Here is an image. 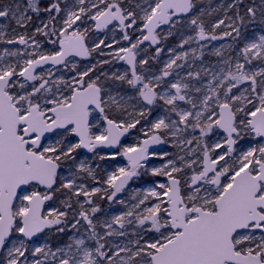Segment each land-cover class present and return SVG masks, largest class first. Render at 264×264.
Returning a JSON list of instances; mask_svg holds the SVG:
<instances>
[{
  "label": "snow or ice",
  "instance_id": "snow-or-ice-1",
  "mask_svg": "<svg viewBox=\"0 0 264 264\" xmlns=\"http://www.w3.org/2000/svg\"><path fill=\"white\" fill-rule=\"evenodd\" d=\"M40 3L41 0H15L0 4V18L22 28L33 19L29 13L48 14V21L37 26L31 37L27 33L16 35L6 43L18 42L26 48L39 49L35 35L41 34L49 38L54 48L58 46L48 54L5 49L0 55V264H46L49 260L52 264H264V144L236 147L245 135L264 139V66L246 67L254 60L264 64V32L248 39L242 31L246 24L264 26V0H251L243 14L239 10L242 0H233L210 31L200 19L205 15L201 9L188 21L195 28L194 35L181 39L179 44L184 48L196 42L199 49L191 47L190 52L178 54L168 49L173 58L159 75L148 76L137 71L138 46L144 41L159 45L167 39L173 29L183 25L182 17L196 11L197 0H78L76 5L66 4L63 9L60 0H51L43 9ZM233 8L234 18L227 15V10ZM85 19L94 21L96 30L118 22L122 38L130 47L119 48L115 57L126 60L130 72L112 73L107 79L126 84L135 91L134 96L113 93L99 76L92 78L90 73L96 65L76 71L78 66L73 63L71 70L76 75L70 80L56 78L52 67L46 74H36L37 68L48 64L67 68L70 54L86 57L105 45L100 40L89 49L85 42L89 29L81 31L77 24ZM138 22L141 36L132 42L129 30L136 31ZM161 25L169 26L163 36L157 32ZM6 28L7 24H0V40H4ZM217 29H223L220 35L216 34ZM225 37L231 43L213 50L214 55L221 57L218 71L202 68L190 70L186 76L176 73L177 79L169 86L174 92L169 88L157 90L165 78L172 76L174 68L185 67L179 61H186L190 54L193 59L203 55L206 45L201 41ZM241 41L244 43L239 54L225 58V49L231 50ZM155 52L158 56L162 48L157 46ZM24 56L28 58L20 63ZM7 57H16L17 63L5 62ZM148 63L147 58L139 61L141 67ZM201 72L211 76L207 84L190 85L188 81L199 78ZM245 83L248 87L241 90L239 86ZM190 87L196 93L207 89L199 102L201 110L188 95ZM157 101L169 106V112L178 119L160 116L148 122L147 116ZM177 101H184L191 108H180ZM113 109L120 116L110 118L108 111ZM94 110L107 125L102 131H93L90 116ZM138 125L143 139L137 144L100 154L101 149L116 148L120 138ZM189 129L198 130L199 135L189 136ZM214 129H222L225 135L209 144L207 138ZM49 136L51 142L45 143ZM169 142L178 153L170 156L151 149L152 145ZM80 149L100 160L124 156L127 165L107 175L106 187L89 189L77 183L81 173L95 179L86 160H77ZM154 158L164 162L159 167H149ZM64 167L67 176L60 174ZM142 175L163 176L166 182L143 193L135 190L128 210L110 221L96 218L101 209L92 199L94 196L102 193L101 199L114 202L117 194ZM24 185L44 186L46 191L21 193L18 190ZM62 190L70 194L60 201L62 209L53 207L43 212L45 202ZM153 198L155 202L149 206ZM81 221L86 237L70 236L68 243L55 250L47 243L30 249L29 242L46 229H54L55 234H63L69 228L79 232ZM126 226H133L132 231H126ZM149 233L155 235L149 237ZM113 236L132 238L111 243ZM86 239L94 241V246H88Z\"/></svg>",
  "mask_w": 264,
  "mask_h": 264
},
{
  "label": "rangeland",
  "instance_id": "rangeland-1",
  "mask_svg": "<svg viewBox=\"0 0 264 264\" xmlns=\"http://www.w3.org/2000/svg\"><path fill=\"white\" fill-rule=\"evenodd\" d=\"M200 2L198 6L197 13L201 9H204L206 12H211L212 9H216L218 12L217 19H221L224 17L225 14V9L227 8V5L232 3L233 0H198ZM244 1V0H243ZM15 0H0V4H9L13 3ZM78 0H60V3L63 5L62 9L65 7L67 4L69 7H72L73 5H76ZM251 0H246L245 6H247ZM24 3H26V0H24ZM88 6V5H86ZM244 5L241 7V14L244 13L245 7ZM93 10V13L94 14ZM33 17V21H31L27 27H19L15 24L14 21L11 20H6L4 18H0V24H7V28L5 29V38L4 40H0V55H4V50L8 49L9 51H27V52H33V51H38L44 54H48L51 51L57 50L58 46L56 48L53 47L49 43V38L44 37V38H39L38 34L35 35V39L40 42V48L35 49L32 46L25 47L24 45H20L18 42L14 44H8L6 43L7 39H12L16 35H21L27 33L29 37H31L35 31V28L37 26H42L43 23L48 21V15H41L40 14H35V13H29ZM62 15L64 16V13L62 12ZM195 15V14H194ZM227 15L230 17L234 18L235 13L231 11L230 9L227 10ZM192 15L188 16L187 18L191 17ZM34 17L36 19L34 20ZM59 22V21H58ZM216 22V21H215ZM214 22V23H215ZM228 21H226L227 23ZM78 25H80V30L83 31L84 28H88L89 32L86 37V44L91 49L95 43H98L100 40L105 41V45H111V48L105 47V45H101V48L98 49L97 51L91 52V54L87 57L85 60L77 59V58H71L68 60V67L65 68L63 65L59 67H52V70L55 74L56 78L63 77L65 80H70V78L74 75H76L75 71L71 70V65L75 63L78 67L76 71H84L87 68L91 67L92 65H96L94 71L90 73V76L92 78H95L96 76L100 77V81L102 84H104L105 78L107 76L112 75V73H124V72H130V69L124 62V60H119L115 57V52L119 50V48L122 47H130L129 43L127 41H124L122 36L123 32L118 24V22L113 21L108 28L101 32H96L95 31V22L91 21L90 19H85L83 22L78 21ZM60 22L57 24V28H59ZM189 24L184 22L182 25L183 31H184V37L194 35V32H190L189 30ZM136 31L129 30V35L132 37V42H135L138 37L141 36L140 31L138 30L141 25L138 22V24L135 26ZM15 29V32L12 30ZM211 29H209L210 31ZM169 31V27L159 31L158 33L160 34L161 32L163 34H160L161 36L167 34ZM223 31V29H217L216 34L220 35V33ZM242 31L245 35L246 38L248 39H254L256 36L262 32H264V26L260 25L259 23L255 24H246V26H242ZM43 36V35H42ZM54 39V37H53ZM163 39L161 40V45L159 47L162 48V52L157 56L155 52V48H151L148 44H141L138 46L137 49V71L140 74L143 75H159L160 70L164 67L165 63H167L170 59L173 58V53H170L168 49H173L174 53H181L183 51H189L191 47H195L199 49V44L196 42H193L191 45H185L184 48L180 47H172V46H167L163 47L162 46ZM200 43H203L206 45V47L203 49V55L200 56L198 59H193L191 54L187 58L186 61H179V63L184 64L185 67L183 68H174L173 74L170 77L165 78V81L161 85L160 88H158V91H163L165 88H169L170 84L172 82H175L177 79L176 73H179L180 76H186V73L188 71H198L201 70L202 68H209L211 71H218L219 70V62L221 60V57H217L216 55L213 54V50L216 48H219L222 44H228L231 43V39L228 37H225L223 39H219L216 41H201ZM244 41H241L237 43L231 50L225 49L224 51V56L225 58L229 55H231L233 58H235L239 54L240 48L243 47ZM103 52V55L101 54ZM207 56V57H204ZM155 57V59H153ZM27 56H24L20 58V63H22L23 59H27ZM148 59L149 63L146 66L141 67L139 65V61L142 59ZM242 60V57H241ZM100 61H108L107 63H99ZM5 62H11V63H17V58L16 57H7ZM235 63V59H233V64ZM264 66V64L261 63L259 60H254L251 66L246 65V67H261ZM50 68V67H48ZM48 68L42 69L39 71L37 74H46V71ZM147 69L148 71L145 72L144 69ZM19 70V69H17ZM106 74V75H105ZM88 78L86 77L85 80ZM211 79L210 75H205L203 72H201V76L195 80L188 81L190 85H195L196 87H201L202 85H206L208 80ZM19 80L22 82L23 78H19ZM147 82V81H146ZM104 86L106 88H111L113 93H120L121 95H135V91L132 90L131 88H122L118 85L113 86L109 85L106 83ZM241 90L244 88L248 87V84L245 83L244 85L239 86ZM28 90H31L30 88ZM170 91L174 92V89H170ZM207 91L206 87L202 88V91L200 93H196L190 89L188 90V95L192 96L195 100V102L198 105L197 110H201L202 106H200V99H202L203 95ZM235 94H238L235 92ZM247 95V93H245ZM132 103H135V101H132ZM177 105L180 108L184 109H190L191 105L187 104L184 101H177ZM141 105H138L140 107ZM212 107H215V104L212 105ZM216 111H219L218 108ZM109 117L110 118H116L120 116V113L113 110L108 111ZM152 116V118L150 117ZM242 113L238 114V119L242 117ZM160 116H165L168 117L169 119H178L175 113H170L169 112V106L165 105L162 101H157L155 105L152 106V110L147 116L148 118H151V122L154 121L156 118ZM90 122L93 125V131L98 132L102 131L105 128L104 120L102 116L97 112L93 111L92 115L90 116ZM145 122H142L141 125H143ZM141 125L137 126V129L130 130L128 134V138L125 140V142L122 144V146L118 149L120 151L123 147L126 146H132L138 143L140 139H143L141 134L139 133L138 129L140 128ZM198 136L199 131L197 130L196 132H192L191 129H189V136ZM225 134L221 132L219 129H214L213 133L210 134V136L207 138V142L209 144L222 140L223 136ZM52 137L50 136L48 140H45V143L51 142ZM74 139V138H73ZM259 144H264V139L260 137H255L254 135L252 136H247L245 135L243 139L238 141V144L236 145L237 149H246L247 147H256ZM165 147L163 150L157 151L159 152H168L171 155H174L178 153V149L173 147L171 142L165 143ZM194 146V145H193ZM110 152L108 151H100L101 155H107ZM180 155H183L184 153H179ZM235 155V153H234ZM195 158V157H192ZM84 159L86 162L92 167L94 170V175L95 179L88 177L86 174H79V178L77 179V183H83L85 184L89 189L92 187H101L104 188L106 185L104 184V181L107 179V175L113 171L116 170L117 167H122L126 166L127 162L123 160L121 156H117L116 159H105V160H100L98 156L94 155L93 153H85L83 150H78L77 151V160ZM101 162V163H97ZM164 161H161L158 158H154L151 160L149 167H159ZM231 162V161H229ZM60 174L62 176H67L68 170L67 167H64L60 170ZM141 180L139 178L135 179L134 181H131L129 185L127 186L126 190L122 193L117 194V197L115 198L114 202H109L106 198L101 199L100 196L101 194H98L94 196L92 199L94 200L95 204H98L100 206L101 211L96 214L97 219H108L109 221L111 218L115 215H120L128 210V205L132 203V196L135 194V190L139 189L141 193H143L145 190L154 187L157 183L160 182H166V177L160 176L155 178L152 181H147L144 183L140 182ZM33 190H37L40 192H44L42 190H39L37 186L30 185L26 189L22 190L21 193L24 192H31ZM67 191V190H65ZM70 195L68 192L66 194ZM66 197H63L65 199ZM75 199L76 197H73V204L75 207ZM80 200H83V197L79 198ZM57 199H53L51 201H48L45 209V213L53 207L56 208H61V204L56 201ZM123 200L125 201L124 204L119 203L118 201ZM155 202L154 198L152 201L148 202L149 206L151 203ZM88 205H85V208H88ZM73 221L71 220V213L69 214V224H71ZM81 228L79 232H74L69 228L65 233L63 234H55V230H52L49 232L47 230L43 234L39 235L36 239L33 241L29 242V247L30 249L34 246H38L39 244H49L53 250L56 249V247L62 246L63 244L68 243V238L70 236L76 235L77 238H79L81 235H85L84 233V222L81 221ZM114 227L119 228L118 225H114ZM133 226H126V231L131 232ZM101 234H103V229L100 228L98 229ZM143 234V233H142ZM61 235V236H59ZM155 233H149V237L154 236ZM18 236V234H17ZM57 236V237H56ZM59 236V237H58ZM16 238V237H14ZM132 238V237H116L113 236L110 238L111 243H121V242H127V239ZM86 243L88 246L92 247L94 246V241H90L86 239ZM28 255V254H26ZM32 257L29 255V260H31ZM46 264H52V261L49 260L46 262Z\"/></svg>",
  "mask_w": 264,
  "mask_h": 264
},
{
  "label": "trees",
  "instance_id": "trees-1",
  "mask_svg": "<svg viewBox=\"0 0 264 264\" xmlns=\"http://www.w3.org/2000/svg\"><path fill=\"white\" fill-rule=\"evenodd\" d=\"M51 3V0H41V3H40V7L43 9V8H46L48 7V5ZM245 3H246V0H242V3L240 4V12L242 11L241 10V7L244 5L245 6ZM200 2L197 0V8H196V11L194 13H192L191 15H197V10H198V6H199ZM63 7V5L61 4V8ZM246 7V6H245ZM231 11H233L235 13L236 9L233 8V9H230ZM212 12V11H211ZM207 13L209 12H205V15L201 16L200 19L204 22L205 24V28L206 30L209 31V29H211V25L216 21L217 19V15H218V12L215 11V12H212L211 15H208ZM47 13H44V12H41V15H46ZM48 15V14H47ZM53 15H55V13H53ZM61 17H63L62 13L60 14ZM36 19V17H34V20ZM191 19V17L189 18H183V23L186 22L188 23V21ZM33 21V20H32ZM59 22H57L58 24ZM189 30L190 32H194L195 33V28L192 27V26H189ZM173 31V34L168 36L167 39H163V42H162V46L165 48L167 46H172V47H179V44H180V41L181 39H183L184 37V31H183V28L182 26L180 27H177L175 29L172 30ZM160 34H163L162 32ZM39 38H44L45 36H42L41 34H38ZM204 57H207V56H204ZM111 76V75H110ZM110 76H107V77H110ZM107 77L105 78V81L106 83H108L109 85H113V86H120L122 88H128L129 86H127L126 84H121L120 82H114L112 80H109L107 79ZM105 81H104V84H105ZM150 117L152 118V116L150 115ZM151 118H148L147 121L148 122H151ZM142 122H145L144 120L141 121ZM118 151V149L116 150ZM97 163H101V162H97ZM155 178L157 177H153L151 175H142L141 178H139L141 181V183H144V182H147V181H152L154 180ZM58 185H59V181H58ZM57 185V186H58ZM66 194H67V191L65 190H62L61 192H57V193H54V198L57 199L56 201H58L60 203V201L62 200L63 197H66ZM61 209H62V206H61ZM54 230V229H53ZM61 236V235H59ZM58 236V237H59ZM57 237V236H56Z\"/></svg>",
  "mask_w": 264,
  "mask_h": 264
},
{
  "label": "water",
  "instance_id": "water-1",
  "mask_svg": "<svg viewBox=\"0 0 264 264\" xmlns=\"http://www.w3.org/2000/svg\"><path fill=\"white\" fill-rule=\"evenodd\" d=\"M189 15H186V16H184V17H182V18H185V17H188ZM110 26V24L108 25V27ZM107 27V28H108ZM167 27H169L168 25H161L158 29H157V32H159V31H161V30H163V29H165V28H167ZM106 29V28H105ZM105 29H101V30H96L95 29V31L98 33V32H101V31H103V30H105ZM146 34V33H145ZM143 44H148L151 48H156L157 46H160V44H161V42H160V44L159 45H152L151 44V42L150 41H144L143 42ZM87 57L88 56H86V57H82V56H77V55H75V53H72V54H70L69 55V57L67 58L68 60L70 59V58H77V59H81V60H85V59H87ZM124 62L126 63V65L128 66V68L130 69V66L127 64V62H126V60H124ZM59 66H62V65H56L55 67H59ZM48 67H53L51 64H48V65H45V66H43V68H37L36 69V74L39 72V71H41L42 69H45V68H48ZM30 83V82H29ZM95 111H97V110H95ZM98 112V111H97ZM104 124H105V127L107 126L106 125V123L104 122ZM221 132H223V130L222 129H219ZM224 133V132H223ZM127 136H128V133H126L124 136H122L121 138H120V140H121V142H120V144L118 145V146H116V148H104V149H101V150H104V151H109V152H112V151H114L115 149H117V148H119L121 145H122V143L126 140V138H127ZM50 137V136H49ZM151 149H155L156 151H159V150H163L164 149V144H159V145H152L151 146ZM150 149V150H151ZM84 152H88L86 149H82ZM122 158H123V160L124 161H126L127 162V158L126 157H124V156H121ZM28 186H30V185H24V186H21V190H18V191H22V190H24V189H26ZM40 190H42V191H46V189L44 188V186H37ZM46 204H47V201L45 202V204H44V207H43V209H42V211L44 212L45 211V209H46ZM47 231V229L44 231V232H46ZM43 232V233H44ZM43 233H39V234H37V236L36 237H34L33 238V240L34 239H36L39 235H41V234H43ZM32 240V241H33Z\"/></svg>",
  "mask_w": 264,
  "mask_h": 264
},
{
  "label": "flooded vegetation",
  "instance_id": "flooded-vegetation-1",
  "mask_svg": "<svg viewBox=\"0 0 264 264\" xmlns=\"http://www.w3.org/2000/svg\"><path fill=\"white\" fill-rule=\"evenodd\" d=\"M100 151H103V150H100Z\"/></svg>",
  "mask_w": 264,
  "mask_h": 264
}]
</instances>
